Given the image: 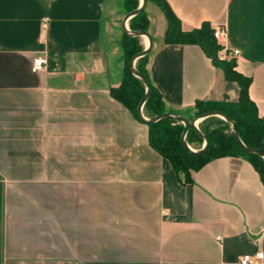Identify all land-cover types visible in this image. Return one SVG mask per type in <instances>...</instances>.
<instances>
[{"label": "crops", "instance_id": "1", "mask_svg": "<svg viewBox=\"0 0 264 264\" xmlns=\"http://www.w3.org/2000/svg\"><path fill=\"white\" fill-rule=\"evenodd\" d=\"M166 1L185 30L224 28L218 41L264 117V0ZM126 13L123 0H0V264H264L252 164L214 158L186 184L111 95ZM165 29L147 69L168 108L238 100L198 45L166 44Z\"/></svg>", "mask_w": 264, "mask_h": 264}, {"label": "trees", "instance_id": "2", "mask_svg": "<svg viewBox=\"0 0 264 264\" xmlns=\"http://www.w3.org/2000/svg\"><path fill=\"white\" fill-rule=\"evenodd\" d=\"M139 1L123 0L125 11L129 12L137 8ZM148 2L157 5L165 15L167 26L164 31V42L166 44L198 45L203 53L210 58L213 65L222 71L225 80L238 84L239 98L234 102L226 99L220 101L197 100L185 114L174 111L165 105L161 93L150 80L147 69L149 54H147L137 58L134 63L137 72L145 77L150 86V95L142 105L143 116L151 118L169 112L179 114L190 122L205 112L218 111L229 117L231 126L245 146L259 149L264 153V117L258 115L255 103L249 97L248 87L251 78L236 70V58L214 37L216 28L208 21H203L198 26L185 30L166 0H147ZM148 26L149 18L145 8L128 19V27L132 31H147ZM120 41L121 78L117 86L110 88V93L138 118L137 105L145 94V85L131 72L130 59L142 51L144 46L141 36L122 33ZM146 124L149 145L169 161L177 177L186 184H192L193 172L210 160L223 156H238L247 159L264 181V158L258 154L244 151L232 136L230 124L218 116H208L199 121L198 128L206 136L208 142L207 149L199 154L189 151L182 145L181 134L184 125L180 121L164 117ZM185 141L193 150L200 149L204 142L192 126L188 128Z\"/></svg>", "mask_w": 264, "mask_h": 264}, {"label": "water", "instance_id": "3", "mask_svg": "<svg viewBox=\"0 0 264 264\" xmlns=\"http://www.w3.org/2000/svg\"><path fill=\"white\" fill-rule=\"evenodd\" d=\"M146 3H147V0H140V3L138 5L137 8H135L134 10H131L129 12H127L124 17H123V20H122V23H121V27H122V32L127 34V35H134V36H143L145 38H147L148 40V44L146 47H144V49L142 51H140L139 53H137L136 55H134L131 59H130V70L131 72L137 76L142 82L143 84L145 85V94L143 95V97L141 98L140 102L138 103L137 105V115H138V118L145 122V123H151V122H155L161 118H164V117H171L177 121H180L183 125H184V128H183V131H182V134H181V142H182V145L188 149L189 151L193 152V153H196V154H199V153H202L204 152L207 147H208V142H207V139H206V136L199 130L198 126H197V122L202 120L203 118L205 117H208V116H218L222 119H224L225 121H227L230 126H231V120L229 119L228 116H226L225 114L221 113V112H218V111H208V112H205L203 113L202 115H199L197 117H195L193 120H191L190 122L188 121L187 118L179 115V114H174V113H169V112H164L162 114H158V115H155L151 118H146L143 116L142 114V105L143 103L145 102V100L148 98V96L150 95V86H149V83L148 81L145 79L144 76L140 75L137 70L135 69L134 67V63H135V60L141 56H144V55H147L149 54V52L151 51L152 49V46H153V40H152V37L151 35L149 34V32L147 31H141V30H137V31H132L130 30L129 28L126 27V20H128L130 17L142 12L146 6ZM189 126H192L197 134L203 138L204 140V143L202 145V147L198 150H193L189 147V145L186 143L185 141V135L188 131V128ZM231 133H232V136L234 137L236 143L246 152L248 153H255V154H258L260 156H262L264 158V153L259 150V149H256V148H249L247 146H245L242 141L240 140L237 132L235 131V129L231 126Z\"/></svg>", "mask_w": 264, "mask_h": 264}, {"label": "rangeland", "instance_id": "4", "mask_svg": "<svg viewBox=\"0 0 264 264\" xmlns=\"http://www.w3.org/2000/svg\"><path fill=\"white\" fill-rule=\"evenodd\" d=\"M110 3H111V0H110ZM139 3H140V1H139ZM123 10H122V12H123ZM145 11H146L147 15L149 16V18L151 19V22H152L150 30L152 31L151 33H153V35H154V36H152V40H154V38L156 39V37H157V33H161L162 29H164L166 27L167 21H166L165 15L162 12V10L152 2L147 3ZM116 26H117L116 29H118L119 27L121 28V23L120 22L117 23ZM104 35H105L104 38L106 40V38L108 36L107 32H105ZM121 37L122 36L118 37V39H117L120 50H121V41H120ZM120 64L122 66V61H120Z\"/></svg>", "mask_w": 264, "mask_h": 264}, {"label": "built area", "instance_id": "5", "mask_svg": "<svg viewBox=\"0 0 264 264\" xmlns=\"http://www.w3.org/2000/svg\"><path fill=\"white\" fill-rule=\"evenodd\" d=\"M224 35H225V31H224L223 27L218 28L214 31V37L217 38L218 40L224 38ZM233 53L236 54L237 50H233ZM43 65H44V59L42 57H36L32 61L31 71L37 72V71L41 70ZM257 256L261 257L262 253H257ZM240 262L243 264H247V263H250L251 261L247 255H244L240 258Z\"/></svg>", "mask_w": 264, "mask_h": 264}]
</instances>
